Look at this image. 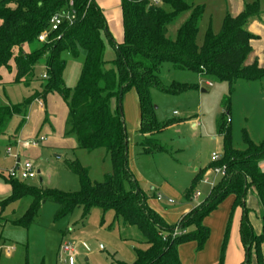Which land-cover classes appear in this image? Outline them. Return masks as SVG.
<instances>
[{
	"label": "trees",
	"instance_id": "1",
	"mask_svg": "<svg viewBox=\"0 0 264 264\" xmlns=\"http://www.w3.org/2000/svg\"><path fill=\"white\" fill-rule=\"evenodd\" d=\"M158 1L122 0L124 41L116 43L106 31L107 22L96 0H0V83L2 69L11 72L14 67L13 83L25 86L35 80L36 66L41 62L46 74L39 81V89L24 101L0 106V136L7 133L13 118L23 114L34 100H45L48 94L58 93L69 108L66 135H74L77 147L90 153L105 149L112 164V171L104 181L93 182L89 170L78 160H67L66 166L80 179L81 189L77 193L33 187L1 175L12 188L6 203L33 197L26 212L11 222L29 226L48 200L58 204V218L70 214L77 206L83 208L84 216L94 207L112 209L125 226H135L140 231L143 243L147 245L146 249H136V260L132 264H182L178 247L188 241H197L198 248L202 249L210 235L204 219L226 198L234 196L219 264L225 263L230 224L238 207L242 210L240 236L246 250V258L241 264H252V250L255 251L256 264H264V142L255 144L246 135V147L235 149L230 122L223 113L218 133L224 139V155L208 169L225 167L226 174L212 188L206 201L185 214L177 224L170 225L148 204L149 197L136 185L129 165L127 132L119 106L120 90L123 95L134 88L141 108L140 132L149 134L143 137L140 146L147 153L166 151L153 138L154 133L163 131L168 125L156 120L150 90L158 87L165 92L182 93L190 87L177 84L172 89L163 88L160 78L162 64L170 62L176 69H189L203 79L229 84L242 78L255 80L264 77V67L257 61L247 63L253 51L251 42L259 38L248 29L250 20L260 16L259 1L247 3L236 16L228 13L218 33L209 27L202 44L197 42V37L205 5H196L189 0ZM166 6L171 10L167 11ZM67 11L72 12L73 23L66 20L59 30L50 31L51 16ZM186 12L188 16L175 35H170L169 26ZM44 32L48 34L47 40L41 42L38 37ZM105 35L116 51V57L111 61L105 57ZM31 45L35 47L24 50ZM82 49L85 58L81 76L74 88L67 87L62 78L67 57H78ZM226 112L229 114L228 110ZM23 124L21 120L17 131ZM208 169L196 174L185 193L187 199L194 197L196 184ZM126 181L132 184L131 189L126 188ZM250 189L263 206L259 234L254 232L249 220L251 210L246 205V196ZM177 225L186 232L174 237L172 232Z\"/></svg>",
	"mask_w": 264,
	"mask_h": 264
},
{
	"label": "rangeland",
	"instance_id": "2",
	"mask_svg": "<svg viewBox=\"0 0 264 264\" xmlns=\"http://www.w3.org/2000/svg\"><path fill=\"white\" fill-rule=\"evenodd\" d=\"M189 1L196 5H205L197 37L199 44L203 43L209 27L214 33H218L226 15L236 9V0ZM243 1L244 4L255 1H259L260 4V16L253 17L248 27L253 21L258 22L262 38L257 35L260 38L254 39L253 51L247 62L257 61L264 66V0ZM165 9L171 10L168 6ZM187 15V12L181 14L169 26L170 35H175ZM34 47L35 45L26 46L24 50L30 51ZM112 49L107 44L105 56L107 60L116 57ZM254 52L255 55L252 56ZM84 58L83 49L78 57L68 56L67 75L73 67L78 68L83 64ZM1 72L3 78L0 83V106L22 102L39 89V81L45 74V66L43 62L36 66L35 80L29 86L9 82L15 76L14 67L11 72L6 69H2ZM68 76L67 85L73 83L70 75ZM160 78L161 86L165 89H172L177 84L190 87L182 93L165 92L158 87L150 90L156 120L168 126L175 123L153 134V138L158 140L167 149L166 151L145 152L140 146L143 141L142 133L140 130H131L136 122L134 117L136 115L139 117L140 114V104L137 102L139 100L134 88L123 93L122 109L127 115L128 159L130 167L135 170L136 185L146 193L150 203L158 205L173 222L176 220L178 209L183 208L184 205L198 207L206 201L211 192V183L207 184L203 178L196 184V192L199 195H194L192 199H187L185 196L196 174L208 169L215 161L213 154L216 153L220 157L224 155V139L218 133V125L223 113H225L224 118L230 122L232 144L235 149L243 150L246 147V135L255 144L264 142V77L255 80L242 78L232 84L212 80V86H209L207 84L209 80L201 78L196 72L176 69L170 62H164L161 66ZM231 89L233 92H230ZM47 97L49 99L61 96L50 93ZM174 111L177 113L174 114ZM40 117H43L42 124L49 120L47 114L46 116L41 114ZM18 121V117H14L10 129L14 130ZM36 122V119L33 120L29 127L32 128ZM47 127V125L39 127L48 137L45 144L39 149L25 146V151H21V160H32L37 171L35 178L19 179L21 182L51 191L77 193L81 189L80 179L66 166L67 160H78L89 170L91 181H104L106 175L112 171L111 159L105 149L90 153L78 148L76 137L68 136L66 133L62 137L63 141L53 142L51 134L46 131ZM10 147L16 152V145ZM6 148L8 147L0 145V264H117V262L132 264L135 262L136 249H145L147 245L143 243L144 239L140 231L135 226H125L123 220L118 218L112 209L103 210L94 207L84 216L83 208L77 206L70 214L58 218V204L48 200L42 204L34 222L29 226L14 225L11 220L26 212L33 197L27 196L15 202H5L12 194V188L1 175L8 177V170L15 164V158L5 154ZM211 180L217 181L213 175ZM125 186L127 189L132 188V184L128 181L125 182ZM159 192L165 194V200L160 203L155 200ZM170 198L173 200L171 204L167 202ZM247 198L249 202H246V205L251 210L249 220L254 232L255 230L258 232L263 206L257 198L250 195ZM64 244H71L75 249L73 263H67L59 257ZM63 257L67 258L68 255ZM250 258L252 264H256L254 250Z\"/></svg>",
	"mask_w": 264,
	"mask_h": 264
},
{
	"label": "crops",
	"instance_id": "3",
	"mask_svg": "<svg viewBox=\"0 0 264 264\" xmlns=\"http://www.w3.org/2000/svg\"><path fill=\"white\" fill-rule=\"evenodd\" d=\"M97 5L100 7L102 10L104 17L107 22V32L112 36L114 41L116 43H122L124 41V25H123V15H122V0H96ZM236 9L231 12L232 16H236L239 13H241L246 5L244 4L243 0H236L235 1ZM230 14V13H229ZM188 16V15H187ZM185 20V19H184ZM259 23L256 21H253L252 24L248 27V29L256 35L261 36V30L259 29ZM260 38V37H259ZM262 38V36H261ZM104 40L106 42V45L108 44L111 48L112 46L109 43L108 37L105 35ZM254 41V40H253ZM253 41L251 42V45L253 44ZM254 44L252 45V47ZM107 50V49H106ZM113 52L115 49H112ZM116 55V54H115ZM255 55V52L253 53L252 56ZM115 58V57H114ZM109 59L108 61L113 60ZM248 64H251L252 62H247ZM259 64V63H258ZM259 66L264 67L262 64H259ZM82 67L83 64H81L78 68L73 67L71 71H68V75H70V80L71 82L73 81L72 84H66V81L68 79L67 75V69H68V62L66 65V68L63 72V81L67 87L74 88L81 76L82 72ZM16 73V72H15ZM14 77L12 80H10V83H13ZM211 82L208 81L207 84ZM212 83V82H211ZM212 86V85H209ZM205 92V90H203ZM33 93V92H32ZM31 93V94H32ZM30 94V95H31ZM58 94V93H55ZM137 94V92H136ZM29 95V96H30ZM60 95V94H59ZM48 96V95H47ZM46 96L45 100L43 99H36L34 100L31 104L28 105L27 109L24 111L23 114L17 115L15 117H18L19 121L16 124V128L14 130L8 128V131L5 135L0 136V145H5L7 147L16 145L17 150L19 151V156H20V161L21 160V151H25V146H30L27 144L28 141L37 138L39 136H44L45 140L40 143L38 147H34L35 149H39L43 144H45L48 140V137L46 136L45 132H42V129H39V127H44L47 125L48 127L46 128V131L49 132L52 136L51 140L53 142L55 141H63L62 137L65 136V130H66V121L69 113V108L66 102H64V99L61 97H48ZM59 98V99H57ZM63 99V101L61 99ZM138 98V94H137ZM139 100V98H138ZM138 104H140V101ZM20 103V102H19ZM137 105V104H135ZM123 110L124 113V123L126 127V132L128 133V125H126V120H127V115L125 114V110ZM137 110V109H136ZM138 112V110H137ZM140 114L139 117L136 115V112L134 113L136 115L135 120V125L131 128L133 131L140 130L141 126V108H140ZM176 111H174V114ZM45 115L47 114L48 116V122L45 121V123H41L43 120V117H40V115ZM131 115L132 113H128ZM38 118V120H37ZM34 126L32 128L29 127V124L32 123V121H35ZM24 121V124L22 127L17 131V127L19 123ZM128 122V121H127ZM40 123V124H39ZM174 124H171L170 126H173ZM168 126V127H170ZM149 134H141L142 137L148 136ZM70 142V141H69ZM73 143V141H71ZM24 145V147H23ZM134 147V146H133ZM5 154H9L7 152V148L4 151ZM1 155V151H0ZM11 155V154H9ZM13 156V155H11ZM14 157V156H13ZM15 158V157H14ZM17 159H15L16 162ZM14 162V163H15ZM15 165V164H14ZM262 168L264 169V162L262 163ZM131 171L133 172L134 176V169ZM8 173V172H7ZM39 173V172H38ZM213 175L214 178L217 179V181L214 182V180H211V176ZM224 175L222 174H216L212 172V168H209L204 174L202 179L204 180L207 178V184L210 182L212 185V188L221 180V178ZM219 178V179H218ZM212 190V189H211ZM167 191V189H165ZM12 192V190H11ZM248 195L257 198V200L260 201V199L257 197V195L254 193L253 189H250L247 193ZM158 195H162V199H158ZM247 195V196H248ZM246 196V202H249L248 198ZM171 199V198H170ZM155 200L156 202L160 203L165 200V194L164 192H159L156 195ZM168 203L169 199L167 200ZM234 202V196H229L226 198L220 205L219 207L214 210L209 216H207L204 219V224L210 229V235L209 238L207 239L205 246L202 249L198 248V242L197 241H188L183 244H181L178 247V253L180 260L182 264H219L220 261V256H221V248L222 244L224 242V237L226 233V229L228 226V221L232 209V205ZM148 204L164 219V221L170 225H175L177 224L180 219L190 211H192L196 207H192L190 205H184L183 208L178 209V214L176 215V220L173 222L169 220L168 215L166 212H164L161 208L158 207V205H154L150 203V200L148 199ZM199 206V205H198ZM250 209V208H249ZM242 216V210L241 208H237L234 218H232L231 221V228H230V233H229V238H228V244L226 247V252H225V263L224 264H241L245 258H246V250L245 247L242 243L241 236H240V220ZM21 217V216H20ZM262 229V220H261V225L260 228H258V232L260 233ZM147 248V246H146ZM145 248V249H146ZM65 262L67 263H73L74 262V253L68 255L67 258H65Z\"/></svg>",
	"mask_w": 264,
	"mask_h": 264
},
{
	"label": "built area",
	"instance_id": "4",
	"mask_svg": "<svg viewBox=\"0 0 264 264\" xmlns=\"http://www.w3.org/2000/svg\"><path fill=\"white\" fill-rule=\"evenodd\" d=\"M153 2L158 3L159 1L153 0ZM66 20L69 21L70 23H73V14L71 11L53 14L49 20V23H48L50 31L59 30L62 23ZM47 36H48L47 32H44L38 37V39H39V41L44 42L47 40ZM43 76L46 77V74H44ZM208 85H212V83L209 82ZM44 140H45L44 136H39L37 138H34V139L28 141L27 144L32 146V147H38L40 145V143L43 142ZM7 152L9 154L13 155L15 157V159H17L15 162V165L11 169L8 170V177L13 178V179L27 180V179L35 178L37 176V171H36L34 162L32 160L20 161L19 160L20 159L19 151L14 152L11 147L7 148ZM213 157H214V160H218L221 158L216 153L213 154ZM212 172H214L216 174L225 175L226 169H225V167H214V168H212ZM205 181H208L207 178L205 179ZM198 195H199V193L196 192L195 196H198ZM162 198H163L162 195H158L159 200H161ZM169 202H173V200L169 199ZM185 232H186V230H181L179 225H177L174 228L172 235L175 237L176 235H179V234L185 233ZM74 252H75V249L71 244H64L61 247L59 257L63 261H65L66 259L63 257V255H66V254L70 255V254H73Z\"/></svg>",
	"mask_w": 264,
	"mask_h": 264
},
{
	"label": "water",
	"instance_id": "5",
	"mask_svg": "<svg viewBox=\"0 0 264 264\" xmlns=\"http://www.w3.org/2000/svg\"><path fill=\"white\" fill-rule=\"evenodd\" d=\"M107 31V29H106ZM119 106H120V114H121V117L124 118V113H123V110H122V90H120V94H119ZM248 252V251H247ZM248 259V257H247Z\"/></svg>",
	"mask_w": 264,
	"mask_h": 264
}]
</instances>
